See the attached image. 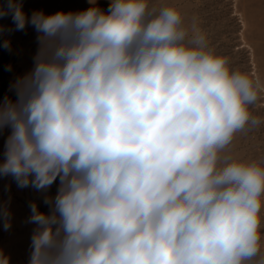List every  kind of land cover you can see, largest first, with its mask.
<instances>
[{
	"label": "clouds",
	"instance_id": "obj_1",
	"mask_svg": "<svg viewBox=\"0 0 264 264\" xmlns=\"http://www.w3.org/2000/svg\"><path fill=\"white\" fill-rule=\"evenodd\" d=\"M88 3L30 17L0 3L8 32L38 33L15 99L0 98V177L58 185L47 212L29 204L28 264H264V162L229 151L264 126V79L174 5Z\"/></svg>",
	"mask_w": 264,
	"mask_h": 264
},
{
	"label": "rangeland",
	"instance_id": "obj_2",
	"mask_svg": "<svg viewBox=\"0 0 264 264\" xmlns=\"http://www.w3.org/2000/svg\"><path fill=\"white\" fill-rule=\"evenodd\" d=\"M3 2L0 0V3ZM22 3L29 17L37 10L51 14L60 10L79 11L90 6L88 0H22ZM99 3L103 8L108 6V0H99ZM150 4L156 7L174 5L182 9L189 21L195 18L199 26L207 31L210 43L217 52L229 55L234 66L264 79V0H150ZM0 25L5 29L0 33V44L4 39L11 41V51L0 47V98L11 96L15 99L10 85L33 67L38 33L31 25L23 31L8 32V28L15 27L10 15L0 18ZM254 111L264 115V101ZM7 134V130L0 134V154ZM229 151L241 159L264 162V126L237 134ZM57 186L53 184L47 193H43L31 187L18 188L11 177H0V206H7L10 212L16 206V215H11L12 227L4 230L0 222V250L9 252L14 248L13 264H20L21 257L25 258L21 260L23 264L29 261L35 227L26 222L30 216V202H37L40 210L47 212L49 209L43 203L44 196H54Z\"/></svg>",
	"mask_w": 264,
	"mask_h": 264
},
{
	"label": "bare ground",
	"instance_id": "obj_3",
	"mask_svg": "<svg viewBox=\"0 0 264 264\" xmlns=\"http://www.w3.org/2000/svg\"><path fill=\"white\" fill-rule=\"evenodd\" d=\"M15 209H16V206H13V207H12V210H11V213H12L11 215H12V216H15V215H16V210H15ZM12 249H13V250H12ZM20 249H22V248H19V250H20ZM19 250H18V251H19ZM8 251H9V250H8ZM22 251H23V250H22ZM14 252H15V251H14V248H11V250H10L9 252H4L7 256L10 257V264H11V263L13 264V262H14V261H13V260H14V255H13ZM20 253L22 254V252H20ZM20 253H19V255H20ZM16 255H17V254H16ZM20 256H21V255H20ZM17 257H18V256H17ZM23 257H24V256H23ZM17 259H19V258H17ZM24 259H25V258H24ZM24 259H22V257H21V259H20V264L22 263V261H23ZM21 260H22V261H21ZM18 261H19V260H18ZM15 262H17V261H15ZM22 264H23V263H22Z\"/></svg>",
	"mask_w": 264,
	"mask_h": 264
}]
</instances>
